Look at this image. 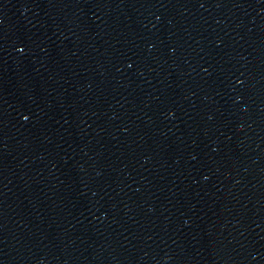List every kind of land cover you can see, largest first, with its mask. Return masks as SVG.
Here are the masks:
<instances>
[{
    "label": "water",
    "instance_id": "water-1",
    "mask_svg": "<svg viewBox=\"0 0 264 264\" xmlns=\"http://www.w3.org/2000/svg\"><path fill=\"white\" fill-rule=\"evenodd\" d=\"M0 264H264V0H0Z\"/></svg>",
    "mask_w": 264,
    "mask_h": 264
}]
</instances>
